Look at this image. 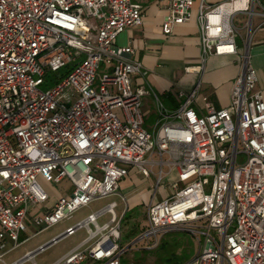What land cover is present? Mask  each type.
I'll return each mask as SVG.
<instances>
[{
  "label": "built area",
  "instance_id": "1",
  "mask_svg": "<svg viewBox=\"0 0 264 264\" xmlns=\"http://www.w3.org/2000/svg\"><path fill=\"white\" fill-rule=\"evenodd\" d=\"M161 1L168 11L165 34L192 18L196 0ZM258 3L199 0L204 65L212 55L237 56L243 65L229 105L218 109L205 96L200 112L202 79L190 91L179 90L176 108H168L152 88L134 86L133 77L147 71L131 58L134 47L116 39L142 25V4L0 0V257L92 201L118 193L120 181L136 167L145 177L156 176V189L166 182L170 189L147 204L141 240L156 246L166 230L185 229L199 248L184 264H264V91L257 87L249 38L238 46L235 23ZM66 66L72 67L68 74L40 88L49 73ZM150 95L158 114L153 132L144 126V99ZM173 172L177 177L169 181ZM64 179L71 193L49 205L48 184ZM117 205L108 203L5 264H37L38 253L82 228L86 237L52 264H121L126 212L119 217Z\"/></svg>",
  "mask_w": 264,
  "mask_h": 264
},
{
  "label": "crops",
  "instance_id": "2",
  "mask_svg": "<svg viewBox=\"0 0 264 264\" xmlns=\"http://www.w3.org/2000/svg\"><path fill=\"white\" fill-rule=\"evenodd\" d=\"M134 1L144 6V21L140 26L127 28L116 39L118 45L131 44L134 47L131 58L140 61L143 70L147 71L145 75L138 74L133 77L134 86L145 85L147 88H152L168 108H176L180 104L179 90L190 91L198 80L202 79V87L197 97L199 111L205 112L201 107L205 96L218 109L228 106L233 84L242 74L243 65L239 58L233 55L209 56L204 65L201 60L200 25L197 17L199 0H196L192 18L176 25L170 34H165L163 31L164 18L168 12L163 1ZM224 1L227 0H207V4L215 5ZM263 11L264 0H260L253 14L241 13L235 17V23L241 34L238 36L240 41L237 37V44L243 48V39L249 38V52L258 75L257 87L262 91H264ZM247 21L251 22L250 28L246 27ZM199 67H203L201 72L198 71ZM144 109L147 115L155 113V104L151 95L145 97ZM172 177L176 179L175 172L170 174L168 180L173 181ZM150 178L145 177L136 167H130L129 174L120 181L118 190L119 196L124 201L123 213L141 203L147 205L152 200L160 201L170 193L168 182L159 189L155 188L154 182L146 185ZM66 181L71 184L68 179L60 183ZM60 183L48 184L51 193L49 205L59 197L71 193L72 184L70 187L66 185L59 188ZM117 204L118 207L119 203Z\"/></svg>",
  "mask_w": 264,
  "mask_h": 264
},
{
  "label": "rangeland",
  "instance_id": "3",
  "mask_svg": "<svg viewBox=\"0 0 264 264\" xmlns=\"http://www.w3.org/2000/svg\"><path fill=\"white\" fill-rule=\"evenodd\" d=\"M240 41V37H238ZM84 58V56L82 57ZM105 65L102 63L98 71L97 83L100 82ZM57 73H49L46 76L48 84L44 83L40 86L41 89H48L56 81ZM158 120V114L152 112L150 115L145 116L144 126L149 131L153 132L156 121ZM245 159L244 156H240V161ZM173 179V177H172ZM175 180V179H173ZM156 181V176L152 175L150 182ZM71 184L69 182H63L58 184L59 188ZM117 201L119 206L116 208V212L119 217H122L124 211V201L121 199L118 193L112 194L107 197L99 198L90 203V205L83 207L73 214L70 219H65L50 228L30 236L29 239L22 242L17 248L9 252L3 257H0V264L13 263L23 259L26 254L35 251L39 247L49 243V241L66 230L69 225L83 220L92 211L98 210L112 201ZM146 204H139L134 208L126 211L123 218L122 229V245L127 247V251L122 254L121 264H184L194 258L196 255L199 243L196 236L185 229H168L162 235L156 246H153L152 241H143L140 239V234L146 227ZM109 216L103 215L100 222L103 223ZM233 228L230 229V231ZM32 232H36L34 227L31 228ZM86 237V230L84 228L79 229L75 234L61 239L59 242L47 247L44 251L38 253L35 257L37 264H52L60 259L65 253L74 248ZM8 245L7 248H10ZM21 264H35L32 260H26Z\"/></svg>",
  "mask_w": 264,
  "mask_h": 264
},
{
  "label": "trees",
  "instance_id": "4",
  "mask_svg": "<svg viewBox=\"0 0 264 264\" xmlns=\"http://www.w3.org/2000/svg\"><path fill=\"white\" fill-rule=\"evenodd\" d=\"M71 69H72L71 66H66L65 68L61 69L62 72L60 74H58L59 78L65 76L66 74H68Z\"/></svg>",
  "mask_w": 264,
  "mask_h": 264
}]
</instances>
